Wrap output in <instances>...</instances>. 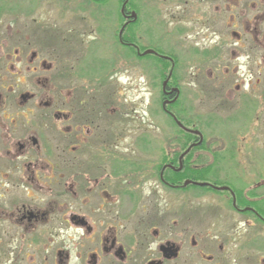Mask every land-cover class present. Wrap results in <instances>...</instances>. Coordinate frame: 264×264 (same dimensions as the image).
I'll use <instances>...</instances> for the list:
<instances>
[{
  "label": "flooded vegetation",
  "instance_id": "obj_1",
  "mask_svg": "<svg viewBox=\"0 0 264 264\" xmlns=\"http://www.w3.org/2000/svg\"><path fill=\"white\" fill-rule=\"evenodd\" d=\"M11 1L0 4V260L33 264L38 246L72 227L84 264H264V0H121L117 51L104 61L106 0ZM67 16L95 23L94 58L65 44L78 38L74 21L58 39ZM119 49L125 65L162 80V113L189 136L137 137L128 150L102 135L103 107L88 93L116 70ZM198 93L234 115L238 154L256 162L250 187L192 178L204 138L188 132L200 133L183 105ZM233 145L220 158L206 151L234 159ZM208 166L203 175L220 173ZM200 197L217 200L199 206ZM55 257L67 264L69 254Z\"/></svg>",
  "mask_w": 264,
  "mask_h": 264
},
{
  "label": "rangeland",
  "instance_id": "obj_2",
  "mask_svg": "<svg viewBox=\"0 0 264 264\" xmlns=\"http://www.w3.org/2000/svg\"><path fill=\"white\" fill-rule=\"evenodd\" d=\"M13 2L11 0H1L0 4H7L8 2ZM83 0H80L79 3L83 4ZM87 1V0H86ZM63 2L60 0L58 3ZM67 6L72 5L74 0H64ZM106 5H102V9L106 10L109 15H111L107 26L103 28L107 29L110 33V39L105 44V47L102 46L99 50L98 58L100 61H104L108 57L114 56V45L112 41V34H114L113 30H118L120 19H119V8L121 0H106ZM118 16V20L115 18ZM65 24L60 27V31H58V39H60V35L64 32L65 27L69 26V29L73 28L72 22L79 27H75V33L78 36L76 39L73 34H68L67 41L65 40V44L67 47H72V42L76 49H80V56H86L94 58V54L89 55L86 48L90 42L95 40V35L92 32L88 31V27L94 30L95 23L92 20L86 19L85 24L80 21L78 18L73 17V21L71 22V17L67 16L64 18ZM67 21V22H66ZM59 24V23H58ZM102 24H105L104 22ZM56 34V33H55ZM64 35V33H63ZM80 40H82V44L80 47L76 46V43L79 44ZM104 44V43H103ZM114 50V52H113ZM122 50V49H121ZM118 50V62L115 67L116 70L111 74L108 78H104L101 87H98L94 91L88 93L91 96H95L99 103H101L102 107L108 110L110 106H112L113 114L111 116H104V110L102 108V135H110L115 134L122 138L123 146L128 147V150L133 148L134 139L137 137H182L184 135L178 132L173 120L168 118V116L163 115L161 107V101L159 97V91L161 86V79L157 76L153 78H148L147 75L143 72V68L133 65V67H128L124 64V62L120 61L122 52ZM123 51V50H122ZM77 53V50H76ZM93 56V57H92ZM90 58V59H91ZM194 69H190L189 73H193ZM96 75V74H95ZM93 77H95L93 75ZM193 76H190L192 79ZM191 82L184 81V84H190ZM198 83V82H197ZM202 84V83H201ZM85 91L89 90V86L87 82L82 83ZM108 95V97H107ZM197 100L190 101V97L184 98L183 116L189 117L196 122L197 130L201 133L204 138V148L205 151H196L195 155H202V159H199L197 162L198 169H201V166L205 167L209 162H213V169H219L220 173L216 176L209 175L207 178L209 180L216 179L219 180L218 184L224 183H232L234 185H247L251 186L259 177L251 176L254 174L252 170L257 169L256 162L254 161L253 153H240L238 154V149L243 146V142L241 140V135L237 132V123L234 122V125L231 122H227L229 117L231 116L232 120L234 119L233 114H225V112H217L213 111V107L211 106V102H209L206 96H203L202 93H198ZM107 99V100H106ZM113 100V103H107L109 100ZM188 99V100H187ZM215 110V109H214ZM189 113L190 115H185ZM237 118V116H236ZM190 119V120H191ZM231 120V121H232ZM212 121V123H211ZM105 122V123H104ZM251 136V135H250ZM109 137V136H108ZM248 139V135L244 136ZM252 137V136H251ZM233 142L235 149H232L229 152L231 155H234V159H225V160H217L212 159V154L220 158L222 153L228 152V150H222L226 148V143ZM242 142V143H241ZM245 142L247 140L245 139ZM256 147V145H254ZM209 150L208 152L206 151ZM230 149V148H229ZM128 150H123V152H128ZM207 152V154L205 153ZM205 155V158H204ZM207 156V157H206ZM227 155H225L226 157ZM200 158V157H198ZM264 163L261 161L260 164ZM260 166V165H259ZM237 170L233 172L232 170ZM234 175V176H230ZM264 179V177L262 178ZM217 199H208V197H200L197 200V204L199 206L204 205L205 201H216ZM77 231L74 228L70 227V230L65 233V236L61 237L63 239H54V241H44L43 245L38 246L36 255L34 256L33 264H55L56 257L55 251L57 249L66 250L69 254V259L67 264H84L83 249H80L81 241L79 237H77ZM50 246V249H49ZM81 254V257L79 255ZM5 258L8 260V257L5 256L0 260V264H6ZM28 260V259H27ZM26 259L20 260V264H31V262ZM7 264H11L10 261Z\"/></svg>",
  "mask_w": 264,
  "mask_h": 264
},
{
  "label": "trees",
  "instance_id": "obj_3",
  "mask_svg": "<svg viewBox=\"0 0 264 264\" xmlns=\"http://www.w3.org/2000/svg\"><path fill=\"white\" fill-rule=\"evenodd\" d=\"M102 2L104 1V0H101ZM178 132H180V134H182V135H184V137L185 136H189V135H187V134H184V133H182L181 131H179L178 130ZM209 167L210 166H208V167H201V169H199V171H197V173L196 174H192L193 176H192V178L194 179V180H196V181H200V182H205V181H209V179L207 178V175H203L202 174V170H203V168L204 169H209ZM185 178H187V177H185ZM183 179H184V177H183ZM216 184H218V183H216ZM219 185V184H218Z\"/></svg>",
  "mask_w": 264,
  "mask_h": 264
},
{
  "label": "water",
  "instance_id": "obj_4",
  "mask_svg": "<svg viewBox=\"0 0 264 264\" xmlns=\"http://www.w3.org/2000/svg\"><path fill=\"white\" fill-rule=\"evenodd\" d=\"M123 8H124V5H123L122 9H123ZM145 54H146V53H145ZM176 123H177V125H178L180 128H182V125H181L180 123H178L177 121H176ZM188 132L194 133V134L198 135V137L201 136V134L198 133V132H192V131H188ZM200 138H201V137H200ZM199 143H201V139H200ZM185 153H186V152H185ZM187 183H188V182H185L184 185H186ZM204 185H206V184H204V183H200V184H199V186H204Z\"/></svg>",
  "mask_w": 264,
  "mask_h": 264
}]
</instances>
